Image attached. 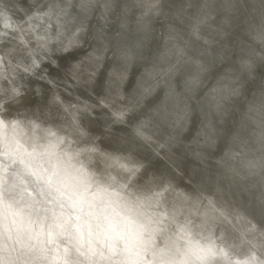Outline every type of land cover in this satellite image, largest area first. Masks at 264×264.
Returning <instances> with one entry per match:
<instances>
[{
  "label": "clouds",
  "instance_id": "9594fccd",
  "mask_svg": "<svg viewBox=\"0 0 264 264\" xmlns=\"http://www.w3.org/2000/svg\"><path fill=\"white\" fill-rule=\"evenodd\" d=\"M0 264H264V0H0Z\"/></svg>",
  "mask_w": 264,
  "mask_h": 264
}]
</instances>
